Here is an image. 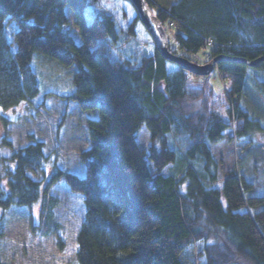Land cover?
I'll return each instance as SVG.
<instances>
[{"label":"trees","instance_id":"1","mask_svg":"<svg viewBox=\"0 0 264 264\" xmlns=\"http://www.w3.org/2000/svg\"><path fill=\"white\" fill-rule=\"evenodd\" d=\"M101 1L0 0V109L39 95L31 66L36 51L77 68L74 91L59 98L99 112L86 121L89 148L78 156L83 177L52 161L45 180V144L30 134L26 145L14 149L5 139L1 145L10 155L1 161L12 169L0 170V210H30L39 203L38 224L29 215L30 229L50 236L59 225L53 214L58 202L49 190L63 180L83 196L77 264H187L185 253L195 246L191 264H264V196H246L253 184L242 173L222 175L212 154L227 131L235 140H249L259 128L240 97L247 75L264 94V61L249 67L223 57H264V0H177L166 8L145 0L166 39L169 30L178 49L204 51V61L196 64L220 59L215 69L229 80L221 97L208 76L168 62L154 43L148 53L131 40L140 21L127 0L112 1H126L132 14ZM71 14L79 44L70 30ZM12 23L17 29L9 43L6 26ZM99 38L109 40L110 51L130 47L112 60ZM207 40L213 48L206 52ZM142 128L149 133L147 149L137 142ZM169 167L177 173L165 176ZM5 223L0 216V240Z\"/></svg>","mask_w":264,"mask_h":264},{"label":"rangeland","instance_id":"2","mask_svg":"<svg viewBox=\"0 0 264 264\" xmlns=\"http://www.w3.org/2000/svg\"><path fill=\"white\" fill-rule=\"evenodd\" d=\"M154 1L162 8H166L177 0ZM101 3L106 8L116 5L130 14L133 13L126 1L102 0ZM85 14L87 20H91L92 8L87 9ZM70 23L71 33L75 42L79 44L81 39L78 36V26L72 14ZM16 29L15 24H7L6 37L9 43H13ZM131 40L148 53L154 49L150 35L140 23L135 25V36ZM167 41L169 48L175 51L177 56L195 63L204 61V51L190 54L178 49L169 30ZM97 44L107 46L108 55L112 60L118 58L119 51L124 52L130 47V44H127L128 46L119 50L110 51L107 38H99ZM11 50L15 51L14 44ZM31 66L39 83V95L31 102L23 101L17 107L0 109V170L6 166L12 169L10 164L1 161L10 155V150L1 145L3 141L5 139L10 141L13 148L17 149L26 145L27 136L31 134L45 144L44 152L49 158L44 167L45 180L51 174L52 161L65 172L83 177L84 166L79 162L78 156L89 148L86 121L97 119L99 112L82 111L75 102L59 98L74 91L72 79L77 70L76 66H64L36 51L32 54ZM208 80L216 95L223 96V89L228 82L217 69L208 76ZM240 101L253 119L258 120L259 128L252 129L249 140H235L233 131H227L226 139L212 148V154L215 161L220 163L222 175L228 171L242 173L253 184L254 190L246 196H264V94L257 89L249 75L246 76L245 94L240 97ZM137 142L140 148H148L149 133L146 128L138 132ZM150 170L152 171L151 166ZM175 173L177 171L174 167L164 171L165 176ZM33 177L42 179L41 175ZM49 195L58 202L53 214L59 229L47 237L31 230L29 225V215L32 216L33 223L38 224L39 203L30 210L17 207H11L6 211L0 210V216L6 220L4 237L0 240L2 264H77L76 238L85 213L83 196L71 192L63 180H59L51 187ZM197 249L198 246H195L186 251L185 263L191 264Z\"/></svg>","mask_w":264,"mask_h":264},{"label":"water","instance_id":"3","mask_svg":"<svg viewBox=\"0 0 264 264\" xmlns=\"http://www.w3.org/2000/svg\"><path fill=\"white\" fill-rule=\"evenodd\" d=\"M133 7L135 13L137 14L140 23L146 29L150 35L158 53L168 62L178 65L183 71L197 76V77H207L216 68V64L220 59H214L207 64L199 65L184 57H179L174 55L169 51L168 43L166 39L165 31L158 21V19L151 13L145 0H127ZM225 60L241 62L249 67L255 66L261 61H264V57L248 62L246 60H236L227 57H223Z\"/></svg>","mask_w":264,"mask_h":264},{"label":"built area","instance_id":"4","mask_svg":"<svg viewBox=\"0 0 264 264\" xmlns=\"http://www.w3.org/2000/svg\"><path fill=\"white\" fill-rule=\"evenodd\" d=\"M213 48V43H212V41L211 40H207L206 42H205V51L207 52L208 51V49H210V48ZM206 59H209V56L207 55L206 56ZM227 81H229L228 79H226Z\"/></svg>","mask_w":264,"mask_h":264}]
</instances>
